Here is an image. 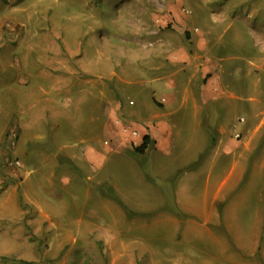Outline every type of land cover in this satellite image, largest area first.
Segmentation results:
<instances>
[{
    "label": "rangeland",
    "instance_id": "rangeland-1",
    "mask_svg": "<svg viewBox=\"0 0 264 264\" xmlns=\"http://www.w3.org/2000/svg\"><path fill=\"white\" fill-rule=\"evenodd\" d=\"M133 1L0 0V264H241L225 261L199 232L185 231L189 217L172 211L166 196L167 211L156 209L160 191L173 196L174 179H168V186L163 177L180 158H166L165 168L162 159L161 164L157 161L153 195L137 173L134 179L119 176L118 190L124 193L131 185L134 204L115 193L135 211H116L111 178L81 158L85 144L80 135L89 123L81 106L99 95L102 87L97 82L106 84L104 97L118 93L124 102L141 104L154 85L152 79H165L175 69L156 57L135 61L129 51L135 43L119 38L132 35L119 27L126 28ZM155 1L166 19L159 26L162 40L172 48L181 43L198 56L195 79L191 76L196 63L184 64L186 69L172 76L177 89L191 80L197 92V79L201 85H213V100L198 105L201 113L213 115L207 124L215 130H253L251 143H262L264 154V0ZM99 39L105 44L99 45ZM76 44L82 52L68 55L66 49ZM50 51L62 54L51 63ZM54 64L63 76H71V70L78 75L70 80L72 89L62 94L76 115L71 135L61 123L54 129L49 114H38L51 104L41 101L40 85L53 97L52 82L40 72ZM189 107L181 114H188ZM234 135L240 139V132ZM202 162L195 163L197 168ZM196 171L197 181L188 186L191 197L202 188L204 170ZM255 175L259 180L237 192L228 213L229 226L242 241L257 226V218L264 223V170ZM168 212L182 218L168 224ZM224 227L212 228L220 240ZM262 237L264 241V228Z\"/></svg>",
    "mask_w": 264,
    "mask_h": 264
},
{
    "label": "crops",
    "instance_id": "crops-1",
    "mask_svg": "<svg viewBox=\"0 0 264 264\" xmlns=\"http://www.w3.org/2000/svg\"><path fill=\"white\" fill-rule=\"evenodd\" d=\"M155 3H157L155 0L131 2L132 7L130 6V16L126 18V28L120 26L119 29L132 35H120L119 38L129 39L135 43L129 48V51L135 55V61L144 62L156 57L161 65L163 62L167 65L171 64L175 69L170 71L174 72H169L165 79H152L154 85L148 87L147 96L141 104H137L133 100L124 102L119 98L118 93L113 97L106 98L104 97L105 91H103L106 84L97 82L102 87L99 95L95 96L94 102L89 103L86 99L81 106L85 107L86 122H89L80 135L81 140L79 141L85 144V153L81 158L87 166L94 167L95 172L103 171L111 178L110 183L111 186L114 184L112 189L115 190L114 195L117 199H115L116 211H135L125 203H121L115 193L118 192L127 202L129 201V204H134L131 200L134 196L130 193L131 185L123 188L124 193L122 190H118L119 176H128L131 179L133 172L137 173L144 181L143 185H145L146 191L153 195L157 177L154 175L153 169L158 167L157 161L160 159L161 164L162 159L161 165L162 168H165L169 164L166 158H180L171 163L174 165L170 169L172 171L167 172V176L163 177L168 186V179L170 177L174 179L171 183L173 196H168L165 190L160 191L158 195L161 197H155L160 199L156 209L167 211L166 196L174 208L172 211H182L184 217H189L186 221L189 226L184 230L199 232L200 237L207 239L209 245H213L215 252L224 257L225 261L241 264H264V241H262L264 223L257 218V226L251 234L247 235L248 239L245 237L242 241L236 236V232H232L233 228L229 226L232 222L228 215L233 205V197L240 189L251 187L256 180H259V176L255 174L264 170V154L261 150L263 144L260 142L251 143V138L255 137L256 133L247 127L239 130L235 129L236 126L233 127V130L220 127L215 130L207 124L213 115L209 113L206 116V113H201L198 105L199 101L203 99L206 102L213 100L214 94L211 91L213 85L210 83L201 85L197 79L196 84L198 82L199 88L196 92L189 80L177 89V82L172 79V76L177 71L183 72L186 69V64L194 65L196 63L191 76L195 79L198 56L196 53L186 50L181 43L178 47L172 48L168 45L167 39L162 40L163 31L159 26L165 24L166 19L163 11ZM99 42V45H102L103 39H99ZM103 44L105 43L103 42ZM82 50L83 47L76 44L75 48L69 47L66 52L68 55L77 56ZM52 53L54 52H48L50 61L53 60V57L62 54ZM42 69L40 74L52 82L49 86V93L52 92L53 97L50 98L51 94L49 95L48 91L40 85L39 91L44 97L41 101L51 104H45L38 110V114L40 115V112H45V115L49 114L54 129L61 123V125L63 124L62 128L68 135H71L72 121L76 115L71 113L72 103L68 101V97L62 94L72 89L70 80L74 71L71 70V76L70 73L69 76H63L62 69L57 70L55 64ZM112 74L117 77V74ZM117 79L119 80V77ZM156 81L159 82L156 83ZM134 84L139 85L138 81ZM157 91H159V95H157ZM64 100L69 103H64ZM186 106H191L189 113L181 114V109ZM38 117L40 118V116ZM116 119L130 124L138 131V136L128 138L122 135L119 132V127L114 123ZM186 120L189 121L188 124ZM237 132L241 134L239 140L234 137ZM144 136L149 137V143L143 154L134 153L133 147L139 145ZM188 136H191L189 143L181 144V140H186ZM245 157L251 158L253 161L246 163ZM199 162H202V166L197 168L196 164ZM199 168L204 170L202 172L204 175L200 177L202 178L201 192L191 197L187 193L188 190H191L188 186L191 182L197 181L198 176L195 175ZM121 169L126 170L120 172ZM248 173L251 174L250 177L243 181ZM135 186L140 185L135 183ZM180 194H184L183 199L178 197ZM258 212L257 210L256 213L258 214ZM181 218L179 214L175 213L168 212L166 215L168 224L178 223ZM218 222L219 224H216ZM218 225L226 226L224 227L225 234L223 236L220 234V237H223L222 240L213 233L212 228Z\"/></svg>",
    "mask_w": 264,
    "mask_h": 264
},
{
    "label": "built area",
    "instance_id": "built-area-1",
    "mask_svg": "<svg viewBox=\"0 0 264 264\" xmlns=\"http://www.w3.org/2000/svg\"><path fill=\"white\" fill-rule=\"evenodd\" d=\"M130 104H132V102H130ZM114 123L116 126L119 127V132L122 135L127 136L128 138H136L138 136V131L133 128L130 124L124 123L119 119H116Z\"/></svg>",
    "mask_w": 264,
    "mask_h": 264
},
{
    "label": "trees",
    "instance_id": "trees-1",
    "mask_svg": "<svg viewBox=\"0 0 264 264\" xmlns=\"http://www.w3.org/2000/svg\"><path fill=\"white\" fill-rule=\"evenodd\" d=\"M148 143H149V137L144 136L141 143L139 145L133 147V152L136 154H143Z\"/></svg>",
    "mask_w": 264,
    "mask_h": 264
}]
</instances>
